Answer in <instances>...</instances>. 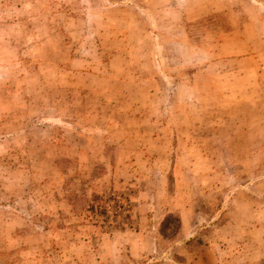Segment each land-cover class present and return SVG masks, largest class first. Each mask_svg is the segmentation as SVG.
Wrapping results in <instances>:
<instances>
[{
  "label": "rangeland",
  "instance_id": "374dc122",
  "mask_svg": "<svg viewBox=\"0 0 264 264\" xmlns=\"http://www.w3.org/2000/svg\"><path fill=\"white\" fill-rule=\"evenodd\" d=\"M0 264H264V0H0Z\"/></svg>",
  "mask_w": 264,
  "mask_h": 264
}]
</instances>
